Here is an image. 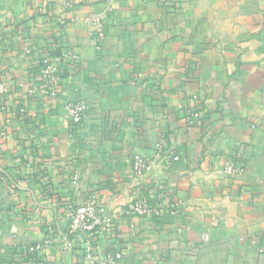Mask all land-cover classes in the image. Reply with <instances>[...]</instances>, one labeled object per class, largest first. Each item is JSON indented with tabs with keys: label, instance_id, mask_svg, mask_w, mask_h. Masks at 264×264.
Here are the masks:
<instances>
[{
	"label": "crops",
	"instance_id": "0c3cea01",
	"mask_svg": "<svg viewBox=\"0 0 264 264\" xmlns=\"http://www.w3.org/2000/svg\"><path fill=\"white\" fill-rule=\"evenodd\" d=\"M0 77V264H109L113 230L122 264H264V0H0ZM75 98L92 105L78 125ZM135 154L152 163L143 176ZM233 157L241 175L223 171ZM157 182L164 214L124 215L159 203ZM93 197L115 221L89 262L84 238L65 243L70 206Z\"/></svg>",
	"mask_w": 264,
	"mask_h": 264
},
{
	"label": "built area",
	"instance_id": "2783aa9c",
	"mask_svg": "<svg viewBox=\"0 0 264 264\" xmlns=\"http://www.w3.org/2000/svg\"><path fill=\"white\" fill-rule=\"evenodd\" d=\"M86 22L92 28L91 37L94 48L97 52H101L106 37V29L103 18L100 15H94L89 17ZM73 58L75 62L80 61V57L78 55H74ZM43 77L53 86V97H57L59 91L58 86L60 84L58 65L55 62L49 60L46 61L43 67ZM7 90L8 86L6 82L0 77V110L6 109V104L2 98ZM91 107V103L84 98L69 99L66 101L64 107L65 116L72 124H81L85 120V117L87 116ZM188 113L191 118H196L199 116V109L197 106H191L188 109ZM192 121L193 120L190 122ZM165 144L166 140L162 139L160 142L156 143L155 146L159 151H162ZM179 159L180 157L177 154L172 155L170 163L172 164ZM132 161L133 170L137 176H143L152 168L150 159L143 156L142 154L133 155ZM244 170V162L242 160H237L235 157L229 159L223 168L224 173L230 176L241 175ZM155 188L159 189L156 196V199L159 200V203L153 204L150 201L149 196H141L126 206V208L123 210L124 215L128 216L131 213L153 216L163 215L167 210L166 204H164L163 201L167 200L168 193L164 186L159 182L155 184ZM68 218V232L70 236H73V238L66 241L65 248L67 250H72L75 247V238H84L87 251L85 257L89 262H94L96 258L95 247L93 246L94 236L98 233H111L112 228L110 227L115 221V216L108 213L105 204L93 197L81 204L71 205L68 212ZM110 235L113 249L107 252L105 261L109 264H122V261L125 258L124 244L122 245L121 238L117 237L114 230ZM205 238H208L207 234H205ZM49 245L50 240L45 239L42 243L33 245L31 250L34 252L41 251L49 247Z\"/></svg>",
	"mask_w": 264,
	"mask_h": 264
}]
</instances>
